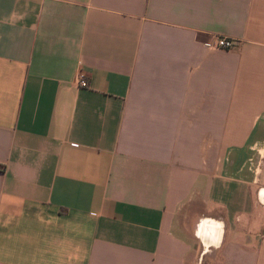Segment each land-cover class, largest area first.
<instances>
[{"label": "crops", "instance_id": "crops-1", "mask_svg": "<svg viewBox=\"0 0 264 264\" xmlns=\"http://www.w3.org/2000/svg\"><path fill=\"white\" fill-rule=\"evenodd\" d=\"M255 143L264 0H0V264H264Z\"/></svg>", "mask_w": 264, "mask_h": 264}, {"label": "built area", "instance_id": "built-area-1", "mask_svg": "<svg viewBox=\"0 0 264 264\" xmlns=\"http://www.w3.org/2000/svg\"><path fill=\"white\" fill-rule=\"evenodd\" d=\"M214 46L229 48L233 45V40L225 36H219L212 43ZM76 81L79 86H88V79L82 71H79L76 75ZM252 149L256 152V155H251L247 158L244 165L253 174V180L257 182L258 194L262 201H264V143L262 145L254 144Z\"/></svg>", "mask_w": 264, "mask_h": 264}, {"label": "rangeland", "instance_id": "rangeland-1", "mask_svg": "<svg viewBox=\"0 0 264 264\" xmlns=\"http://www.w3.org/2000/svg\"><path fill=\"white\" fill-rule=\"evenodd\" d=\"M264 151L262 150V153H263ZM256 156H257V154H255ZM251 172V171H250Z\"/></svg>", "mask_w": 264, "mask_h": 264}]
</instances>
